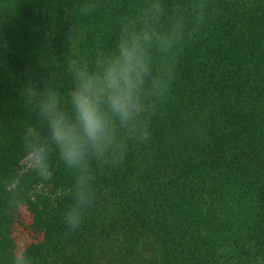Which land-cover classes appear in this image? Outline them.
I'll use <instances>...</instances> for the list:
<instances>
[{"label":"trees","instance_id":"trees-1","mask_svg":"<svg viewBox=\"0 0 264 264\" xmlns=\"http://www.w3.org/2000/svg\"><path fill=\"white\" fill-rule=\"evenodd\" d=\"M126 27L173 41L150 49L170 91H146V142L93 162L96 199L69 231L75 173L55 150L47 182L23 166L25 130L46 131L24 72L67 104L69 61L94 64ZM21 243L30 264H264V0H0V264Z\"/></svg>","mask_w":264,"mask_h":264},{"label":"clouds","instance_id":"clouds-1","mask_svg":"<svg viewBox=\"0 0 264 264\" xmlns=\"http://www.w3.org/2000/svg\"><path fill=\"white\" fill-rule=\"evenodd\" d=\"M93 8L94 4H84L80 11L87 14ZM153 8L159 13V5ZM153 44L171 48L173 41L168 35L126 27L114 50L97 58L94 64L69 61L67 71L72 86L67 93V104L62 100L60 88L43 79L37 81L32 69H25L26 82L19 94L26 104L36 108L46 131L25 130L24 155L42 182L52 175V150L65 168L75 173L71 203L62 213L69 231L80 228L85 211L96 199L93 162L116 167L124 161L130 140L144 143L150 136L146 91L152 89L157 96L168 95L170 91L163 82L152 79ZM11 264H30L23 243L14 247Z\"/></svg>","mask_w":264,"mask_h":264},{"label":"rangeland","instance_id":"rangeland-1","mask_svg":"<svg viewBox=\"0 0 264 264\" xmlns=\"http://www.w3.org/2000/svg\"><path fill=\"white\" fill-rule=\"evenodd\" d=\"M23 166H24L25 168H31V166L28 164V160H27V158H25V160L23 161Z\"/></svg>","mask_w":264,"mask_h":264}]
</instances>
